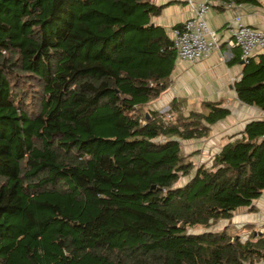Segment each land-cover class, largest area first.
Masks as SVG:
<instances>
[{
  "label": "trees",
  "instance_id": "16d2710c",
  "mask_svg": "<svg viewBox=\"0 0 264 264\" xmlns=\"http://www.w3.org/2000/svg\"><path fill=\"white\" fill-rule=\"evenodd\" d=\"M163 7L0 0V264L264 262V231L218 226L264 189V113L209 164L183 155L180 140L230 110L206 100L184 111L182 97L150 107L175 64L151 19ZM232 87L264 112V54Z\"/></svg>",
  "mask_w": 264,
  "mask_h": 264
},
{
  "label": "crops",
  "instance_id": "0c3cea01",
  "mask_svg": "<svg viewBox=\"0 0 264 264\" xmlns=\"http://www.w3.org/2000/svg\"><path fill=\"white\" fill-rule=\"evenodd\" d=\"M152 1L154 4L164 5L160 13L151 19L153 23L164 27L168 35L173 25H179L191 14L187 0ZM234 2L237 4L231 8H225L219 3L209 7L205 21L208 29L215 33L217 47L207 57L194 64L175 61L170 74V84L156 99L158 103H168L173 97H182L186 104L197 107L202 101L222 100L230 111L225 118L210 125L209 132L216 138L215 140L219 141L216 145L209 143L213 146L212 153L216 152L220 143L226 140L224 137L241 130L248 119L264 113L236 99L232 84L239 77L241 64L239 61H233L234 55L238 54V49L227 43L235 14L240 15L243 23L264 31V0H234ZM185 3L187 4L183 6ZM260 53L264 54V48L254 51L252 56ZM248 109L252 112L245 115ZM201 138H194L192 141L201 140ZM251 205L254 210L249 211L248 207H238L229 219L219 220L218 226H230L237 230L236 233L241 238L251 231H264V189ZM257 264H264V262Z\"/></svg>",
  "mask_w": 264,
  "mask_h": 264
},
{
  "label": "built area",
  "instance_id": "2783aa9c",
  "mask_svg": "<svg viewBox=\"0 0 264 264\" xmlns=\"http://www.w3.org/2000/svg\"><path fill=\"white\" fill-rule=\"evenodd\" d=\"M187 3L190 16L179 26L171 27L168 36L174 49L175 61L194 64L217 47L215 33L208 29L205 21L209 7L219 3L225 8H231L237 3L234 0H187ZM232 22L227 43L238 49V57L243 62L254 51L264 48V31L243 23L239 14L234 15Z\"/></svg>",
  "mask_w": 264,
  "mask_h": 264
},
{
  "label": "rangeland",
  "instance_id": "374dc122",
  "mask_svg": "<svg viewBox=\"0 0 264 264\" xmlns=\"http://www.w3.org/2000/svg\"><path fill=\"white\" fill-rule=\"evenodd\" d=\"M186 4L187 3L183 4V6ZM153 101L150 102V104H149L150 107L155 108L160 112H164L165 110L168 109V103H158L157 100H156V102H153ZM155 103H157L158 105ZM189 108L198 110L199 106L197 107L194 105L185 104L184 111H186ZM251 112L252 111L250 109H248L246 111L245 115H249ZM211 136H212V138H211ZM196 139H198V138H196ZM215 139L216 138L211 134V132H208L206 136L201 138V140H196V141H192L193 139L180 140V149H181L183 155L192 161L193 165H197L200 163L209 164L210 158L213 154L211 151V149H213V146H210V144L212 142L216 145L219 142L218 140H215ZM214 144H211V145H214ZM184 179L185 178H179L178 183H181ZM230 232L235 233V232H237V230L231 228Z\"/></svg>",
  "mask_w": 264,
  "mask_h": 264
},
{
  "label": "water",
  "instance_id": "95a60500",
  "mask_svg": "<svg viewBox=\"0 0 264 264\" xmlns=\"http://www.w3.org/2000/svg\"><path fill=\"white\" fill-rule=\"evenodd\" d=\"M239 64H242V61H239Z\"/></svg>",
  "mask_w": 264,
  "mask_h": 264
}]
</instances>
